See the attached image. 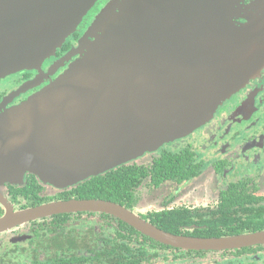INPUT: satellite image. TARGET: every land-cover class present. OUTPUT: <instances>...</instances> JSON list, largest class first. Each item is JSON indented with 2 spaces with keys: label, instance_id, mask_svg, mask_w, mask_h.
Wrapping results in <instances>:
<instances>
[{
  "label": "water",
  "instance_id": "95a60500",
  "mask_svg": "<svg viewBox=\"0 0 264 264\" xmlns=\"http://www.w3.org/2000/svg\"><path fill=\"white\" fill-rule=\"evenodd\" d=\"M93 1L58 0L40 11L38 0H0V79L36 69ZM222 7V0H112L79 43L80 56L43 89L0 113V188L22 184L27 173L55 188L72 187L210 119L245 78L243 65L233 63L245 36L233 37ZM0 204L6 207L0 231L42 216L100 211L173 246L264 241V233L236 240L174 238L99 200L10 213L0 193Z\"/></svg>",
  "mask_w": 264,
  "mask_h": 264
},
{
  "label": "flooded vegetation",
  "instance_id": "af4514ba",
  "mask_svg": "<svg viewBox=\"0 0 264 264\" xmlns=\"http://www.w3.org/2000/svg\"><path fill=\"white\" fill-rule=\"evenodd\" d=\"M57 1L38 0V10L54 8ZM111 1L94 0L74 31L36 69L0 79V113L43 89L79 57L75 50ZM222 2L233 37L245 36L235 46L233 62L243 65L245 78L208 121L125 164L136 166L137 183L117 185L114 201L87 192L78 199L70 190L82 182L59 189L27 173L24 182H34L28 191L10 184L4 185L5 193L0 188L9 212L99 200L179 239L236 240L264 233V0ZM23 86L22 93L9 97ZM5 214L0 204V219ZM0 264H264V241L219 248L173 246L106 212L78 211L0 231Z\"/></svg>",
  "mask_w": 264,
  "mask_h": 264
},
{
  "label": "trees",
  "instance_id": "16d2710c",
  "mask_svg": "<svg viewBox=\"0 0 264 264\" xmlns=\"http://www.w3.org/2000/svg\"><path fill=\"white\" fill-rule=\"evenodd\" d=\"M136 173V166H128L124 165L118 167L117 169H113L103 175L98 177H92L81 184L77 185L73 189L70 190L71 194H76L78 199H81L85 196V192L88 193V197L91 198H100L106 199L110 201H114L113 193L117 190V185H128L136 184L134 181ZM34 182L25 181L20 185H10L12 187H18L21 190L28 191L30 186L33 185ZM3 192L5 193V187H2Z\"/></svg>",
  "mask_w": 264,
  "mask_h": 264
},
{
  "label": "rangeland",
  "instance_id": "374dc122",
  "mask_svg": "<svg viewBox=\"0 0 264 264\" xmlns=\"http://www.w3.org/2000/svg\"><path fill=\"white\" fill-rule=\"evenodd\" d=\"M79 56H80V55H79ZM74 61H75V60H74ZM71 63H72V62H71ZM71 63H70V64H71ZM70 64H69V65H70ZM69 65H68V66H69ZM66 69H67V68H66ZM66 69H65V70H66ZM208 120H209V119H208ZM208 120H207V121H208ZM193 131H194V130H193ZM193 131H192V132H193ZM192 132H190V133H192ZM190 133H189V134H190ZM187 135H188V134H187Z\"/></svg>",
  "mask_w": 264,
  "mask_h": 264
}]
</instances>
